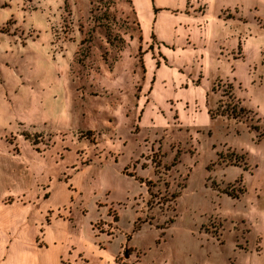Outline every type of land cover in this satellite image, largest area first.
Returning a JSON list of instances; mask_svg holds the SVG:
<instances>
[{
	"label": "rangeland",
	"instance_id": "obj_1",
	"mask_svg": "<svg viewBox=\"0 0 264 264\" xmlns=\"http://www.w3.org/2000/svg\"><path fill=\"white\" fill-rule=\"evenodd\" d=\"M263 152L264 0H0V174L115 264H249Z\"/></svg>",
	"mask_w": 264,
	"mask_h": 264
},
{
	"label": "crops",
	"instance_id": "obj_2",
	"mask_svg": "<svg viewBox=\"0 0 264 264\" xmlns=\"http://www.w3.org/2000/svg\"><path fill=\"white\" fill-rule=\"evenodd\" d=\"M27 168L16 176L0 174V264H64L65 259L66 264H115L123 237L108 242L103 233L96 235L91 226L94 210L89 208L76 223L58 216L48 222L45 219L50 211L58 210L72 198L73 191L64 181L55 183L48 197L34 207L25 202L32 197L33 189ZM4 170L9 172L10 167ZM105 188L100 185L97 196L102 198ZM8 195L16 200L3 204L2 199ZM110 201L115 202L113 198ZM259 214L262 222L255 230L261 237L262 251L249 257V264H264V196ZM101 241L106 242L105 247H99Z\"/></svg>",
	"mask_w": 264,
	"mask_h": 264
}]
</instances>
